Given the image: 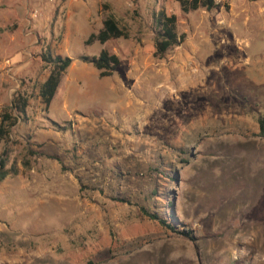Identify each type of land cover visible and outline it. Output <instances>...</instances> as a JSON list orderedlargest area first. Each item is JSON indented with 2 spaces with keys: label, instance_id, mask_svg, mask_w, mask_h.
<instances>
[{
  "label": "rangeland",
  "instance_id": "obj_1",
  "mask_svg": "<svg viewBox=\"0 0 264 264\" xmlns=\"http://www.w3.org/2000/svg\"><path fill=\"white\" fill-rule=\"evenodd\" d=\"M216 2L189 13L175 0L93 6L129 33L102 44L120 66L99 77L80 56L100 43L72 40L61 53L76 66L47 107L41 54L62 50L63 27L46 20L57 12L0 0V44L13 35L0 57V114L17 90L31 96L0 143L5 169L17 170L0 183V264H264V0ZM162 10L185 39L160 58ZM67 75L80 79L72 92ZM169 201L177 231L144 215Z\"/></svg>",
  "mask_w": 264,
  "mask_h": 264
},
{
  "label": "trees",
  "instance_id": "obj_2",
  "mask_svg": "<svg viewBox=\"0 0 264 264\" xmlns=\"http://www.w3.org/2000/svg\"><path fill=\"white\" fill-rule=\"evenodd\" d=\"M182 12L189 13L199 9H206L211 11L218 6L216 0H175ZM178 16L176 14H168L161 11L157 18L158 25L157 36L155 37V56L164 57L169 49L181 44L185 35H179L176 27ZM129 33L122 29L119 22L113 15H108L104 21L102 28L96 32L91 33L85 40L86 45H92L96 42L106 44L110 40L119 38H128ZM43 62L50 66V72L47 78L39 86V96L42 102L48 107L59 87L61 79L67 69L71 66L73 60L70 57H63L62 55H53L49 50L41 54ZM80 60L92 64L98 71L99 77H110L114 75L120 66V58L117 54L111 53L107 49H102L96 56L81 55ZM30 94L25 90H17L9 103L0 114V143L10 139L12 128L18 123L23 121L27 115L29 107ZM214 105V102L212 103ZM259 135L264 137V114L258 120ZM187 162V160H184ZM5 160L0 159V183L10 173H16L15 167L10 170L5 169ZM170 176L172 180H176V175ZM170 175V174H169ZM169 196L166 195V198ZM172 202L169 201V207L160 214L159 212L144 211V215L150 220L155 221L171 231H177L175 228V216L172 210Z\"/></svg>",
  "mask_w": 264,
  "mask_h": 264
},
{
  "label": "crops",
  "instance_id": "obj_3",
  "mask_svg": "<svg viewBox=\"0 0 264 264\" xmlns=\"http://www.w3.org/2000/svg\"><path fill=\"white\" fill-rule=\"evenodd\" d=\"M9 1H12V0H9ZM54 1H59L58 7H53V6L49 7L47 5L48 2L46 0H44V2H45L44 9L49 10V11H53V15H55V13L57 12L56 16H50L49 15V16H47V19H46L47 21L50 20V21L55 22L56 25H54L53 28L57 27L58 25L60 27H63V30H62L63 32L61 33V39H60V43L62 45V50L60 51V55L63 54L61 52L64 51V47L69 46L70 42L72 40L79 39L80 42H83L85 44V40L87 39V37L91 33H95L97 30H100L102 28L103 21L105 18L103 20L102 19L100 20L97 17V15L92 13L91 9L93 8V6H96L97 4L102 3L104 0H53L52 2H54ZM49 3H50V1H49ZM16 5L19 6L18 1H17ZM13 8H14L13 6H10V7H8L7 10H4L3 13H5V15H6L5 16L6 22H8L9 20H14V9ZM58 10H60V11H58ZM63 10L65 12H61ZM162 11H165V10H162ZM0 14H2V12H0ZM1 23L2 22H0V27L5 28L4 27L5 24H3V23L1 24ZM45 28H46V26H45ZM31 31H34V30H31ZM29 33H30V31H28L26 33L24 32V35H28ZM35 33H38L37 36L45 35L42 32L40 33V30H35ZM0 35H2V34H0ZM4 35H5V43L0 44V45L4 46L3 47L4 49L3 48L0 49V52L1 53L3 52V54L0 57L8 56V50L12 49V47H13V35L9 34V36H8L7 32H5ZM100 45H101V49H100L99 53L101 52L102 49H104L103 48L104 46H102V44H100ZM87 46H89V45H87ZM84 55H86V54H84ZM89 56H91V55H89ZM93 56H96V55H93ZM72 60H73V62L71 64V66L67 69V72H65V74L68 73V71L70 69H72L76 66L78 58H76L75 60L74 59H72ZM8 62H9V60H6V59H4V61H3L4 64L8 63ZM78 80H80V79L74 78V77H68V75H67V84L66 85L70 87L69 92L73 91V89L76 85L75 82H77ZM67 97H69V95ZM71 117H72V115L69 114V119Z\"/></svg>",
  "mask_w": 264,
  "mask_h": 264
},
{
  "label": "built area",
  "instance_id": "obj_4",
  "mask_svg": "<svg viewBox=\"0 0 264 264\" xmlns=\"http://www.w3.org/2000/svg\"><path fill=\"white\" fill-rule=\"evenodd\" d=\"M50 2H52L53 0H49ZM37 14H38V11L37 10H35L34 11V13H33V17H36L37 16Z\"/></svg>",
  "mask_w": 264,
  "mask_h": 264
},
{
  "label": "bare ground",
  "instance_id": "obj_5",
  "mask_svg": "<svg viewBox=\"0 0 264 264\" xmlns=\"http://www.w3.org/2000/svg\"><path fill=\"white\" fill-rule=\"evenodd\" d=\"M194 76V75H193ZM195 77H196V75H195ZM197 79V78H196ZM195 80V79H194ZM193 81V80H192ZM194 82V81H193ZM201 83V82H200Z\"/></svg>",
  "mask_w": 264,
  "mask_h": 264
}]
</instances>
